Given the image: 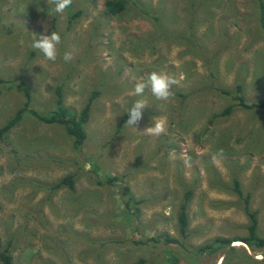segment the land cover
Wrapping results in <instances>:
<instances>
[{"label": "rangeland", "instance_id": "1", "mask_svg": "<svg viewBox=\"0 0 264 264\" xmlns=\"http://www.w3.org/2000/svg\"><path fill=\"white\" fill-rule=\"evenodd\" d=\"M105 1L74 0L71 12L80 15L69 24L67 10L55 13L51 0H0V126L23 106L19 82L41 114L53 110L58 85L75 113L94 90L101 93L79 150L61 126L29 113L0 142V251L8 250L13 264H264V249L241 242L233 251L195 252L214 238L246 235V199L264 236V110L235 106L210 122L236 103L237 86L248 104L264 102L258 0H130L113 16ZM53 31L62 37L55 62L31 47ZM152 72L174 75L173 92L186 98L157 101L148 89L137 96L136 83ZM141 99L140 124L122 123ZM157 117L165 133L144 132ZM70 174L74 192L54 189ZM123 184L142 200L138 215L126 214ZM186 189L185 237L177 213Z\"/></svg>", "mask_w": 264, "mask_h": 264}, {"label": "trees", "instance_id": "2", "mask_svg": "<svg viewBox=\"0 0 264 264\" xmlns=\"http://www.w3.org/2000/svg\"><path fill=\"white\" fill-rule=\"evenodd\" d=\"M129 1L130 0H107L103 3V8L105 9L106 13L109 15L112 16L118 15L125 10L126 4ZM134 5L138 7L136 3H134ZM71 7L72 5L70 6V8L67 9L69 24H71L80 15V11L76 13H72ZM258 9H259L258 22L261 30L264 33V1L263 0H258ZM140 10L144 13L146 12V10L144 9H140ZM163 33L165 34L164 31ZM169 36H171V34H169ZM188 36L192 37L191 34H189ZM17 89L22 93L24 98V103L23 106L20 109H18L9 120H7L2 126H0V142H3L7 138V136L11 133V131L21 123L24 114L29 113L39 123H43L46 125L61 126L64 132L66 133V135L72 139V147L75 150H79L82 148V146L86 143L87 140V132L85 126L90 119L93 102L95 99H97L100 96L101 94L100 91H98L97 89L94 90L90 94L87 102L79 111V113H75L64 105L63 89L61 85H58L53 90V110L49 114H41L38 111L30 108L31 90L24 85V82H19L17 85ZM220 92L222 94L224 93L229 95V91L221 90ZM241 93H242V87L237 86L235 89L236 95L233 98L236 101V103L227 106L220 113L213 114L210 119V122H212V120L215 118L230 116L235 106H240L247 110H255V111L259 109L264 110V102L248 104L245 101L244 97L241 95ZM174 94L176 96L182 97L183 99L186 98L180 93H175V91ZM127 119H128V114L125 113L122 119V123H124V121ZM117 180L119 179L116 177L107 178V181L112 184H115ZM98 184H101V182H98ZM15 186H17V184ZM62 186H65L70 191L74 192L76 189L74 175L70 174L63 177L61 180H59L56 183V185H54V189H58ZM120 188H121L120 194L123 200V205L126 214L128 216L132 214L138 215L140 213L139 204L142 203V200L136 199L134 197V195L131 193L130 187L127 184L121 185ZM233 190L238 196L240 197L242 196L240 185L237 180L233 181ZM191 196H192L191 191L189 189H186L183 195V202L179 206V210L177 213L178 230L180 234L185 237L189 225L188 208H189V202L191 200ZM247 203L248 200L246 199L245 200L246 207L244 210L246 211V214L248 216L249 224L246 227L247 233L245 236L235 237V238L217 237L204 245L198 246L195 249V252L199 255H204L207 253L208 254L215 253L220 249H229L230 251H233L234 247H232V244L235 242L243 243L251 251H255L257 249H264V236H260L257 231L258 220L256 217V213L251 212L249 210ZM160 237H162L164 241L168 244L178 243L177 239H173L166 234H162ZM160 237L150 238L149 241L158 243ZM0 262L1 264H13V257L8 250L0 251ZM137 264H143V260H139Z\"/></svg>", "mask_w": 264, "mask_h": 264}, {"label": "clouds", "instance_id": "3", "mask_svg": "<svg viewBox=\"0 0 264 264\" xmlns=\"http://www.w3.org/2000/svg\"><path fill=\"white\" fill-rule=\"evenodd\" d=\"M54 5L53 11L57 14H63L70 8L73 0H51ZM45 31L47 28L45 27ZM36 37V36H35ZM62 43V37L58 32H51L50 35L41 34L32 41L31 47L38 50L43 56L52 62L57 59V49ZM72 59V54L65 52L63 60L68 62ZM178 79L171 74H163L152 72L146 81L136 83L134 87V93L137 96H143L145 90H150L151 95L157 100L162 102H168L174 98L173 87L178 86ZM147 107L144 100H137L133 103L132 107L128 110V119L126 124L130 127L136 128L143 119V110ZM157 122L147 127L144 132L153 136H160L165 133V121L160 118H154ZM174 155V150L170 151V156ZM218 155H223V149L219 150ZM215 159V157H213Z\"/></svg>", "mask_w": 264, "mask_h": 264}]
</instances>
